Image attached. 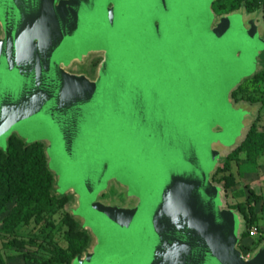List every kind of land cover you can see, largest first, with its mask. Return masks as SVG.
<instances>
[{
    "label": "water",
    "instance_id": "1",
    "mask_svg": "<svg viewBox=\"0 0 264 264\" xmlns=\"http://www.w3.org/2000/svg\"><path fill=\"white\" fill-rule=\"evenodd\" d=\"M216 1L0 0V149L43 143L52 192L92 239L70 264H264L212 180L264 42L258 15ZM93 53L95 79L68 71Z\"/></svg>",
    "mask_w": 264,
    "mask_h": 264
},
{
    "label": "rangeland",
    "instance_id": "2",
    "mask_svg": "<svg viewBox=\"0 0 264 264\" xmlns=\"http://www.w3.org/2000/svg\"><path fill=\"white\" fill-rule=\"evenodd\" d=\"M220 5H223L224 8H221ZM231 7L243 8L246 15H258V34L264 42V0H241L240 3L236 0H222L213 7V10L217 15H222L231 12L229 11ZM101 57V53L90 54L80 63L73 62L68 71L74 74H85L93 79L96 76L95 68ZM255 58L257 61L253 74L264 70V50ZM244 78L239 82L241 84L244 81L232 98L234 103L244 104L248 111V115L245 117L247 125L242 130L241 137L233 145L235 147L243 143L242 150L233 153V150L227 149L222 160L216 166V168L221 166L223 161L229 157L231 172L238 181L234 190L231 188L224 194L223 201L227 207L236 206L239 203H243L247 207L246 200L249 191L256 194L261 191L259 190L261 185L264 188V73L256 79L245 81ZM214 147L221 151L224 148L220 145L216 146V144ZM119 194V189L114 184H110L101 199L108 200ZM258 196L261 197V200L255 205L257 216L255 223L263 228L264 194ZM44 201L42 196L41 202L34 206V214L40 217L39 221H36L34 216L29 223L20 224L9 233L1 230V219L7 214L11 205L0 216V264H41L43 259H48L53 255L55 249L69 248L70 245L66 240L65 216L68 208L75 204L74 196L67 193L66 202H58L50 210L41 211L42 208H45ZM239 214L241 218L240 233H243L247 226L243 215L240 212ZM78 223L81 225L80 221ZM90 240H88L87 248L92 242ZM261 244H264V239L257 236L241 240L238 246L249 257ZM75 245L77 247L79 243H75Z\"/></svg>",
    "mask_w": 264,
    "mask_h": 264
},
{
    "label": "trees",
    "instance_id": "3",
    "mask_svg": "<svg viewBox=\"0 0 264 264\" xmlns=\"http://www.w3.org/2000/svg\"><path fill=\"white\" fill-rule=\"evenodd\" d=\"M236 1L240 3L241 0ZM220 2L222 0L214 2L212 8ZM220 7L224 8L223 5H220ZM237 9L231 7L229 11L232 12ZM262 73H264V70L245 81L252 78L256 79ZM240 85L232 92V98L236 90H239ZM242 146L243 143L238 145L233 149V153L241 152ZM228 158L212 174V180L223 185L225 192L238 184L231 172V164ZM53 183L54 177L47 167L43 143L26 144L15 135H12L8 141L7 148L0 149V216L11 205L7 214L1 219V230L9 233L18 225L29 223L35 216L34 206L41 202L42 196L45 199V208H42L41 211L50 210L58 202H66V195L59 197L52 192ZM260 200V196L249 191L246 200L247 207L243 203L230 207L237 209L245 219L247 229L241 234V240L249 239L248 231L252 226L258 227L263 232L261 239H264V229L255 223L257 218L255 205ZM39 219L40 217L35 216L36 221H39ZM65 225L67 227L66 240L70 245L69 248L55 249L53 255L48 259H43L41 264H70L76 256L86 250L89 243L88 240L91 239L89 232L82 229L69 212L65 216ZM75 243H79V246L76 247ZM238 247L240 248V246ZM242 253L244 254L243 251Z\"/></svg>",
    "mask_w": 264,
    "mask_h": 264
},
{
    "label": "built area",
    "instance_id": "4",
    "mask_svg": "<svg viewBox=\"0 0 264 264\" xmlns=\"http://www.w3.org/2000/svg\"><path fill=\"white\" fill-rule=\"evenodd\" d=\"M248 234H249V239L251 238H255V237H259L260 236V238L263 236V232L262 231H260L259 230V228L258 227H256V226H252V227H250L249 228V231H248ZM243 255H245V257H247L248 256V254H243Z\"/></svg>",
    "mask_w": 264,
    "mask_h": 264
},
{
    "label": "crops",
    "instance_id": "5",
    "mask_svg": "<svg viewBox=\"0 0 264 264\" xmlns=\"http://www.w3.org/2000/svg\"><path fill=\"white\" fill-rule=\"evenodd\" d=\"M231 190H234V187L231 189ZM259 190H261L260 192H256V195H263L264 194V188H263V186L261 185V187H259ZM225 194H226V192H225ZM263 202V201H262ZM230 207H232V206H230ZM262 228V227H261ZM262 229H264V227L262 228Z\"/></svg>",
    "mask_w": 264,
    "mask_h": 264
},
{
    "label": "flooded vegetation",
    "instance_id": "6",
    "mask_svg": "<svg viewBox=\"0 0 264 264\" xmlns=\"http://www.w3.org/2000/svg\"><path fill=\"white\" fill-rule=\"evenodd\" d=\"M103 59H104V57H103V54H102L101 60H100V62L98 63L97 67L95 68V71H96V76H95V77H97V71H98V68H99L101 62L103 61ZM70 73H71V72H70ZM93 79H95V78H93Z\"/></svg>",
    "mask_w": 264,
    "mask_h": 264
}]
</instances>
